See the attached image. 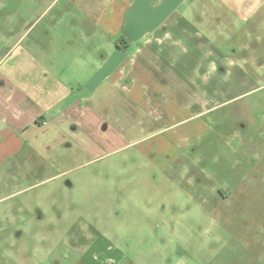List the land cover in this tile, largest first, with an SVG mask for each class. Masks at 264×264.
I'll return each instance as SVG.
<instances>
[{
    "label": "rangeland",
    "instance_id": "374dc122",
    "mask_svg": "<svg viewBox=\"0 0 264 264\" xmlns=\"http://www.w3.org/2000/svg\"><path fill=\"white\" fill-rule=\"evenodd\" d=\"M202 1L184 14L206 38L180 39L168 85L176 92L178 65L197 59L185 48L218 64L220 82L200 90L185 70L188 114L176 102L169 119L155 111L157 75L127 76L107 97L103 84L73 83L79 104L93 105L95 130H79L73 161L59 163L70 175L47 184L30 214L0 213V264H264V0ZM111 5L0 0V63L74 70L85 57L96 74L111 42L127 49L111 38L125 28Z\"/></svg>",
    "mask_w": 264,
    "mask_h": 264
},
{
    "label": "crops",
    "instance_id": "0c3cea01",
    "mask_svg": "<svg viewBox=\"0 0 264 264\" xmlns=\"http://www.w3.org/2000/svg\"><path fill=\"white\" fill-rule=\"evenodd\" d=\"M106 3L109 6L119 4V24H125V28L115 32L111 38L119 36L127 43V49H119L116 43L111 42V54L98 66L96 74L89 73L90 63L85 57L82 63L73 66L74 70L68 65L43 67L0 63V213L7 212L10 216L18 215V210L22 214L29 213V204L35 205L40 201L41 192L47 184L70 175L69 169L61 171V159L66 164L71 163L74 147L78 145L79 130L85 134L96 127L93 105L82 100L79 104L73 95V83L86 82L90 90L94 85L103 84L107 97L117 84L119 88L127 85V76L142 79L144 72L148 73L149 78L157 75L151 82L161 85L162 95L160 100L154 101L157 104L155 111L161 109L162 115L169 119L176 102L182 104L179 112L188 114L190 84L195 82L203 86V82L212 78L220 82L218 64L207 65L203 57L199 58L194 51L185 48L182 49L184 56L197 59L192 63L187 62L186 66L178 65L182 74L179 75L176 92L168 85L175 76L172 71L176 68L169 58L172 59L179 47L180 39L206 38L205 32L190 26L184 14L190 13V7L200 6L202 0H106ZM87 40L92 44V41L98 40V36L92 35ZM140 42L141 45L137 46ZM82 52L85 54V51ZM154 56H161L165 61L161 62ZM206 65L214 70L213 77L208 75ZM185 70L197 73L194 82L188 74H184ZM79 75L82 78H78ZM66 77L73 81H68ZM135 82L133 78L132 96L141 100V95H135L139 88ZM152 114L156 118L159 115ZM195 117L178 122V127ZM103 124L101 121L97 127ZM31 221L28 218L24 223L29 225Z\"/></svg>",
    "mask_w": 264,
    "mask_h": 264
},
{
    "label": "flooded vegetation",
    "instance_id": "af4514ba",
    "mask_svg": "<svg viewBox=\"0 0 264 264\" xmlns=\"http://www.w3.org/2000/svg\"><path fill=\"white\" fill-rule=\"evenodd\" d=\"M261 116V115H260Z\"/></svg>",
    "mask_w": 264,
    "mask_h": 264
}]
</instances>
